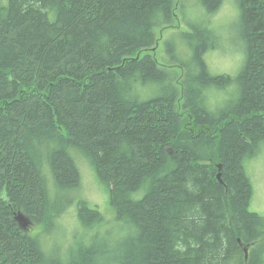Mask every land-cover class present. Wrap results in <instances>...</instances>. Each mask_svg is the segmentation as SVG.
<instances>
[{"label": "trees", "instance_id": "obj_1", "mask_svg": "<svg viewBox=\"0 0 264 264\" xmlns=\"http://www.w3.org/2000/svg\"><path fill=\"white\" fill-rule=\"evenodd\" d=\"M222 1L0 3V264H264L246 166L264 143V0H237L245 58L234 83L204 59ZM174 20L188 27L164 40L180 93L152 51L155 29ZM218 87L231 97L213 105ZM70 149L106 186L124 230L57 253L14 215L59 217L45 171L57 189L78 187ZM85 204L88 229L102 217Z\"/></svg>", "mask_w": 264, "mask_h": 264}, {"label": "rangeland", "instance_id": "obj_2", "mask_svg": "<svg viewBox=\"0 0 264 264\" xmlns=\"http://www.w3.org/2000/svg\"><path fill=\"white\" fill-rule=\"evenodd\" d=\"M7 2L8 0H0L2 5H7ZM208 21L215 34L217 44V47L215 46L204 56L208 70L212 74L226 73L234 77L242 64L244 50L237 0H223L218 9L209 16ZM175 28L188 29L184 22L180 23L177 20H174L171 28L155 29L157 40L152 51L159 66L171 73L174 85L180 93L179 83L182 71L176 65L168 64L164 47V40ZM224 93L231 97V90L226 91V89L218 88L210 90V102L213 105L222 102ZM182 102L183 99L180 100V104ZM70 153L80 168L78 187L57 189L50 173L45 171L51 206L50 213L56 216L59 214V217L56 220L52 219L51 224L33 223V229L30 228L27 231L31 232L32 236H38L41 241L44 240L42 242L46 250H49L51 245L50 249L57 253H64L71 244L76 242L86 243L92 238L100 236L113 237L124 230L122 224L114 218L115 214L109 203V192L106 186L99 181L94 169L78 151L70 149ZM256 155L254 159L246 163L253 184L250 209L264 215V143L259 144ZM78 157L81 159L77 161ZM80 202H85V205L90 209L98 210L102 217L100 224L96 223L91 228H86V225L91 222V216L86 215L83 218L79 216ZM45 240H49L50 243Z\"/></svg>", "mask_w": 264, "mask_h": 264}, {"label": "water", "instance_id": "obj_3", "mask_svg": "<svg viewBox=\"0 0 264 264\" xmlns=\"http://www.w3.org/2000/svg\"><path fill=\"white\" fill-rule=\"evenodd\" d=\"M220 167V166H219ZM220 175H217V178L219 179ZM220 180V179H219ZM14 219L17 222L18 226L24 231L27 232L30 228H32V221L30 218L26 215H24L20 210H18L15 215Z\"/></svg>", "mask_w": 264, "mask_h": 264}, {"label": "bare ground", "instance_id": "obj_4", "mask_svg": "<svg viewBox=\"0 0 264 264\" xmlns=\"http://www.w3.org/2000/svg\"><path fill=\"white\" fill-rule=\"evenodd\" d=\"M243 62H244V50H243V60H242V64H241V66L243 65ZM241 66H240V69H241ZM239 69V70H240ZM239 70H238V72H239ZM238 72H237V74H238ZM219 74H226V73H219ZM237 74L234 76V77H232L231 75H230V77L232 78V81L231 82H233L234 81V79H235V77L237 76ZM229 75V74H228ZM218 89H222V90H224L223 89V87H218ZM223 95V94H222ZM223 104V101L222 102H220V105H222ZM220 170H221V167H219V165H218V167H217V175L219 174L220 175ZM218 179V178H217ZM219 179H220V177H219ZM218 179V180H219ZM245 251H247V248H245Z\"/></svg>", "mask_w": 264, "mask_h": 264}]
</instances>
